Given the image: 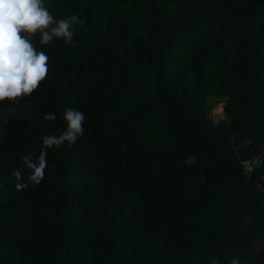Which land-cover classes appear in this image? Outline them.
<instances>
[{
  "label": "trees",
  "instance_id": "16d2710c",
  "mask_svg": "<svg viewBox=\"0 0 264 264\" xmlns=\"http://www.w3.org/2000/svg\"><path fill=\"white\" fill-rule=\"evenodd\" d=\"M44 2L85 23L0 104V264H264V0ZM67 107L84 133L33 185Z\"/></svg>",
  "mask_w": 264,
  "mask_h": 264
},
{
  "label": "clouds",
  "instance_id": "9594fccd",
  "mask_svg": "<svg viewBox=\"0 0 264 264\" xmlns=\"http://www.w3.org/2000/svg\"><path fill=\"white\" fill-rule=\"evenodd\" d=\"M85 21L72 13L64 18L52 15L44 0H0V104L14 102L27 97L48 72L47 53L41 50L54 39L69 43L75 29ZM38 35V44L32 37ZM64 130L59 135H44L38 154H25L22 161L29 170L27 182L39 184L48 164V149L74 144L84 133L85 114L79 109L67 107L63 110ZM44 119L54 121L56 114L49 112ZM18 180L16 188L23 189L27 183L20 169L13 173ZM213 264H216L213 261ZM229 264H242L233 256Z\"/></svg>",
  "mask_w": 264,
  "mask_h": 264
},
{
  "label": "rangeland",
  "instance_id": "374dc122",
  "mask_svg": "<svg viewBox=\"0 0 264 264\" xmlns=\"http://www.w3.org/2000/svg\"><path fill=\"white\" fill-rule=\"evenodd\" d=\"M218 106V105H217ZM212 117L214 118L215 121H220L223 119L225 116L222 114L219 110L218 107L217 109H214L212 111ZM262 162H264V152L259 154L258 156L254 157L252 160L247 161L245 165V169L247 171H252L254 168L258 167Z\"/></svg>",
  "mask_w": 264,
  "mask_h": 264
}]
</instances>
